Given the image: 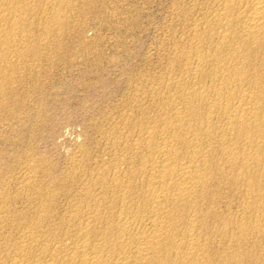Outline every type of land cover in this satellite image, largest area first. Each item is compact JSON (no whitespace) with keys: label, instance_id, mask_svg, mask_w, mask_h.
Listing matches in <instances>:
<instances>
[{"label":"bare ground","instance_id":"1","mask_svg":"<svg viewBox=\"0 0 264 264\" xmlns=\"http://www.w3.org/2000/svg\"><path fill=\"white\" fill-rule=\"evenodd\" d=\"M217 1L201 28L194 20L186 48L171 54L175 69L186 70L165 81L171 89L157 94V112L129 121L131 129L123 125V152L115 153L123 169L114 163L107 164L110 173L96 169L63 213L39 192L37 213L29 220L23 211L25 218L18 216L27 222H19V239L11 241L10 264H264V0ZM28 3L0 0V119L14 118L10 96L27 57L44 58L45 50L29 40L32 29L43 41L51 22L60 21L57 10ZM21 179L26 187L29 179ZM226 183L240 197L238 218L215 209Z\"/></svg>","mask_w":264,"mask_h":264},{"label":"rangeland","instance_id":"2","mask_svg":"<svg viewBox=\"0 0 264 264\" xmlns=\"http://www.w3.org/2000/svg\"><path fill=\"white\" fill-rule=\"evenodd\" d=\"M28 1L29 5L32 3V9L41 7L42 4L47 11L57 10L60 21L53 23L48 19V23L49 21L52 23H49L52 30L44 35L43 41H39L41 38L38 37L36 30L32 29L37 37L32 34L29 40L35 41L36 48L38 46L40 50H45L42 51L44 58L41 61L36 59L35 55L25 58L28 69L26 66L20 69L22 71H19L22 73L19 75L20 83H16V87L19 85L18 89L15 87L17 90L15 95L13 94L14 97L10 96L16 101L14 118L7 119L5 116L6 120L3 114L1 119L4 122L2 123L0 119L2 123L0 124V202H3V205L0 203V209H4V211L0 210V217L3 216V219L0 218V223H7H3L7 227L0 225L2 229L0 232H4H1L2 235L0 233L2 237L0 241L3 236L5 238L2 240L5 242L1 241L3 245L0 242L2 246L0 264H10V258L13 257L11 241L15 242L19 239L18 229L23 226L20 225L27 222L30 215L33 217L37 213L38 210L35 208L39 209L38 205L41 204V202L35 203L40 198L39 192L51 196L50 199L54 201L52 203L55 207L64 206L67 209L70 206L66 207V204L70 205L75 200L73 196L77 195L83 185L87 186L90 183L89 178L92 179L99 173L96 171L103 168L107 170L109 164L113 163L122 166L123 169V160L119 159L118 155L123 152V125L127 124L126 130L131 129H127L128 124L143 118L141 116H144V113L148 116L150 113L152 116L157 112L160 105L158 95H165L171 89L169 83L165 81H170L186 70L182 68L183 70L178 72L180 68L175 69L177 67L171 64L170 58L179 54L183 45L186 48L185 40L190 37L194 26L200 22L197 26L201 28L218 4L217 0V2L214 0H43L42 3L36 0ZM32 1L37 2V5ZM48 15L46 12V20L50 18ZM33 20L35 24L36 19ZM133 114H138L135 115L134 120H132ZM108 131L111 132L108 134ZM112 136L114 138L116 136L115 139L119 141L115 145H112L114 144ZM110 170L107 171L110 173ZM22 176L29 179L26 187L22 186L26 185L24 184L26 181H21ZM32 177L34 180L30 179ZM226 184L225 186L223 184L225 189L220 186L219 192L221 191L224 198L219 196L215 209L223 211H217L219 214L224 213L223 215L227 217L238 218L235 213H238L236 209L240 204V197L238 198L237 192L230 190V185L226 186ZM20 191L27 192L21 194ZM232 191L239 203L233 198ZM69 197L70 199H67ZM225 198L229 200L226 201ZM67 200L71 203L65 204ZM5 201L8 204L6 206ZM224 202L229 203L224 204ZM34 204L37 206L35 207ZM225 205H229L228 207L232 205V208L229 210L228 207H223ZM6 207L10 209L7 210ZM63 208L58 212H65ZM225 208H228V211L223 210ZM232 210L234 213H231ZM7 211L9 215L5 214L4 217L3 214ZM12 211L16 214H12ZM22 211L27 217L25 221L21 219L24 217ZM20 221L24 223L19 224ZM14 224H19L18 228ZM10 225L13 230L15 229L14 231ZM9 236L10 239L13 238L10 240ZM14 237L18 239L15 240ZM252 249L253 252L251 250L250 254L259 253L257 248L252 247ZM4 252L9 257L6 253L4 255ZM249 264L256 263L251 261Z\"/></svg>","mask_w":264,"mask_h":264}]
</instances>
